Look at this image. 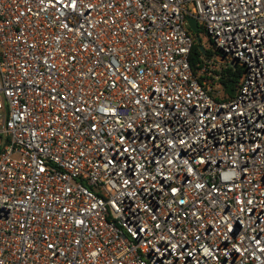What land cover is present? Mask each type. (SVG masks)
<instances>
[{
	"label": "built area",
	"instance_id": "built-area-1",
	"mask_svg": "<svg viewBox=\"0 0 264 264\" xmlns=\"http://www.w3.org/2000/svg\"><path fill=\"white\" fill-rule=\"evenodd\" d=\"M0 264H264V0H0Z\"/></svg>",
	"mask_w": 264,
	"mask_h": 264
},
{
	"label": "trees",
	"instance_id": "trees-1",
	"mask_svg": "<svg viewBox=\"0 0 264 264\" xmlns=\"http://www.w3.org/2000/svg\"><path fill=\"white\" fill-rule=\"evenodd\" d=\"M212 50H209V53H212ZM200 49L199 44L195 43L193 47V55H192V64L196 67L197 64V55H199ZM244 68L240 65H237L236 69L228 68L225 70L222 78L220 79L222 84L224 85L225 91L227 95L232 96L236 90V86L240 81V78L243 74Z\"/></svg>",
	"mask_w": 264,
	"mask_h": 264
},
{
	"label": "rangeland",
	"instance_id": "rangeland-1",
	"mask_svg": "<svg viewBox=\"0 0 264 264\" xmlns=\"http://www.w3.org/2000/svg\"><path fill=\"white\" fill-rule=\"evenodd\" d=\"M200 38H201V43L205 46L206 49H213V44L210 41L208 35L205 33V31L200 28L198 32Z\"/></svg>",
	"mask_w": 264,
	"mask_h": 264
},
{
	"label": "water",
	"instance_id": "water-1",
	"mask_svg": "<svg viewBox=\"0 0 264 264\" xmlns=\"http://www.w3.org/2000/svg\"><path fill=\"white\" fill-rule=\"evenodd\" d=\"M189 20H190V26H191V28L193 29V31L195 33H197L199 31V25H198L197 20L194 19V18H190ZM197 41L200 42L199 36L197 37ZM199 48L201 50H204V46L202 44H199Z\"/></svg>",
	"mask_w": 264,
	"mask_h": 264
}]
</instances>
